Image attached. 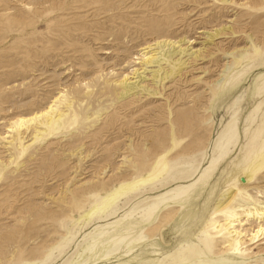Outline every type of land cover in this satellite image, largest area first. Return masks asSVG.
Here are the masks:
<instances>
[{"label": "rangeland", "instance_id": "374dc122", "mask_svg": "<svg viewBox=\"0 0 264 264\" xmlns=\"http://www.w3.org/2000/svg\"><path fill=\"white\" fill-rule=\"evenodd\" d=\"M50 105L75 123L15 130ZM262 115L264 0H0V264H264V174L232 186Z\"/></svg>", "mask_w": 264, "mask_h": 264}, {"label": "bare ground", "instance_id": "6f19581e", "mask_svg": "<svg viewBox=\"0 0 264 264\" xmlns=\"http://www.w3.org/2000/svg\"><path fill=\"white\" fill-rule=\"evenodd\" d=\"M218 34H219V32L216 33L217 36H218ZM167 42L168 41L158 42L157 45L167 47L168 46ZM173 44H177V43H173ZM174 48H172V49H174ZM175 50H176V48H175ZM183 53H185V50H181V51L179 50L178 54L182 55ZM174 54H176V53H174ZM167 55H168V53H167ZM258 55H259V51L256 48L255 54L253 56H251V58L255 59ZM165 56H166V54H165ZM168 57H170V56H166V58H168ZM161 61H163V59L157 58V57L155 58V55H153V56L149 57L147 63L153 64V65L154 64L159 65L161 63ZM156 73H159V71H157ZM140 78H141V76H140ZM155 78H156V76H155ZM142 81H143V79H142ZM121 85H123V87L127 90V92L135 90V88H137V86H138L136 83H128L127 77L125 79H123V82ZM261 105L262 104H258V106H256L255 114L258 113V111L261 108ZM54 106L55 105H50L49 107H47L43 111H41L37 114H34L28 118H24V117L20 118L19 123L16 125L15 130L20 132L23 129V127L27 126L28 124L38 122L41 126H43L44 131H37L36 132V134L34 136V140H37V139H39L40 135L41 136H49V135L54 134L56 132L69 129L76 121L75 116H71L70 114H65V113L60 114V115H55ZM262 122H263L262 125L255 130V137L252 138V141L246 146L245 151L242 154L241 158L237 161V164H235V167H237V170H236L237 173L234 174L235 178L233 180H237V181L235 184L232 185L233 187H235V185L238 182L249 183L254 177H255V179H258L261 175L264 174V115H262ZM178 146H179V144L177 143V141L175 139H173V148L170 149L169 151H167L166 153H163L159 156L157 162L155 163L154 169L151 170L146 177L142 176L137 181L130 183L129 186H131L132 188L139 186V185L145 186L148 183H151V182L157 180L158 178H160L165 173V171L167 169L168 157H169L167 155L173 149L177 148ZM229 190L224 192L225 195L222 194V197L229 196L231 194L229 192ZM217 213H221L224 215L225 219L223 221L225 222V224H221L222 223L221 221H212L209 224V228L216 234H220L224 231L228 232V234H229L228 238L229 239L226 240V243L228 244L227 247H229L233 250L239 251L240 247H241L242 239L246 235H244L243 230H241V231L235 230L234 232H231V230L236 228V227L242 226L243 223L239 222L240 218L238 217L236 212H234V209H231L229 206H225L223 208H222V206H218L215 209L214 214H217ZM246 214H247V217L259 216V219H264V209L263 208H262V210H260V208L259 209L255 208L254 210L250 209L247 211ZM237 222H239V223L237 224ZM243 226H245V224H243ZM263 233H264V228L262 226H260L257 229V231L253 233L255 235L250 240H253L254 238H257V237L263 235ZM203 234H204V237L199 239V243L201 245H205L208 250H211L210 242H209L210 238L205 234V232ZM231 237H233V239L230 240ZM234 237H236V238L234 239ZM187 250L198 252L199 246L197 244L184 245L180 248V252H177L173 255H170V256H168V258L169 259L175 258L180 253L185 252ZM176 259H180V257H178ZM188 261H189V258H186V257H181V259L179 260V262L182 264H188Z\"/></svg>", "mask_w": 264, "mask_h": 264}]
</instances>
